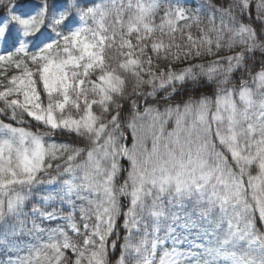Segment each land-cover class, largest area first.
Returning <instances> with one entry per match:
<instances>
[{
	"label": "snow or ice",
	"instance_id": "1",
	"mask_svg": "<svg viewBox=\"0 0 264 264\" xmlns=\"http://www.w3.org/2000/svg\"><path fill=\"white\" fill-rule=\"evenodd\" d=\"M0 264H264V0H0Z\"/></svg>",
	"mask_w": 264,
	"mask_h": 264
}]
</instances>
